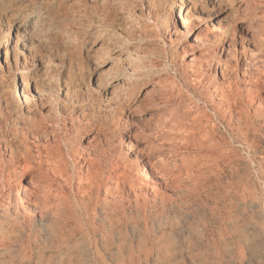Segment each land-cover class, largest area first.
Segmentation results:
<instances>
[{"label": "rangeland", "instance_id": "obj_1", "mask_svg": "<svg viewBox=\"0 0 264 264\" xmlns=\"http://www.w3.org/2000/svg\"><path fill=\"white\" fill-rule=\"evenodd\" d=\"M105 1L107 12L97 0H0V95L4 98L0 126L9 136L5 142L13 145L22 161L25 143L9 131L31 132L34 124L50 122L42 143L59 136L64 154L69 146L79 152L119 151L123 142L122 154L133 159V152L127 150L129 138L140 133L155 110L146 103L118 102L122 96L114 78L122 64L116 63V49L123 47L125 53L138 49L147 57L131 74L141 90L136 93H144L151 77L166 78V89L175 95V103L166 107L174 115L172 121L186 124L188 159L199 165L195 179L178 196L148 206L127 200L111 204L109 217L102 221L94 217L96 198L83 207L74 205L52 228L32 225L28 217L25 227L23 220L0 217V264H264V102L260 100L264 88L249 95L244 87L250 76L241 65V47L249 40L244 42L240 34L248 21L245 5L256 0H218L213 5L214 0H166L161 6L159 0ZM193 1L206 9L204 14L200 10L187 14L195 28L219 35L221 27L235 25L240 32L239 53L229 63L239 74L231 85L220 68L214 72L224 63L221 50L205 64L203 55L213 48V39L202 36L203 42L196 41V34L181 31L180 21L174 19L178 10L185 15L186 5ZM256 7L255 14L264 15V2ZM129 11L136 12L144 33L128 27ZM218 37L220 46L228 44L227 38ZM133 43L140 46L133 48ZM252 47L246 57L255 53ZM203 63L196 78L193 71ZM217 86L225 89L224 96ZM30 132L33 154L27 158V173H36L39 149ZM3 200L0 195V204Z\"/></svg>", "mask_w": 264, "mask_h": 264}, {"label": "bare ground", "instance_id": "obj_2", "mask_svg": "<svg viewBox=\"0 0 264 264\" xmlns=\"http://www.w3.org/2000/svg\"><path fill=\"white\" fill-rule=\"evenodd\" d=\"M162 1L166 0L157 1L159 6L162 5ZM197 1L190 2L186 5L184 9L185 15H181V10H178L177 15L173 13L175 17L174 19L180 21L181 27H179V29H181V31L191 30L194 32L196 34V41H200L202 36L205 37L206 41H209L210 38L211 40L213 39V48L208 47L204 53L205 56L203 55L204 59H206L205 64H207L213 56L219 52L218 49L221 50L220 56L225 55L224 63L221 65L222 67L215 68L216 71L214 70V72L217 73V70L220 68L218 72L223 74L222 76H226L228 79L226 81H228L231 85V80L234 79L236 73L239 74V72L235 73L234 70L229 67L230 60H232L233 57H237L239 53L237 48V34L239 31H237L235 25L228 24L225 29L221 27V29L218 30L219 35H216L214 31H209L208 28H206V31L199 27L195 28L194 23L189 22L191 20L188 21L187 14L190 12H193L192 14H194V12H197L198 10H200L202 14L206 12L203 5L202 7L199 6V3L201 4V2L198 3ZM97 2L104 6V8H101L104 10L106 9L107 12L109 2H106L105 0H97ZM217 2L218 0H214L212 5ZM221 2H223V0ZM260 2L264 1L256 0L253 3L251 2L252 4L250 5H245L246 9H244V11L248 21L246 25H241L242 29L240 30L242 31L241 33L239 32L242 39H244V42L245 40H249L247 44L245 43L241 47L243 48V50H241L244 55V61L241 65L245 73L250 76L249 83L244 86L249 95L264 88V54L262 57L259 55L262 54L261 52H264V15H258L254 12L256 5ZM242 5L243 4H240L238 7H242ZM174 6L175 5H172V7ZM155 7H157V4L149 8L148 16L151 15V12ZM138 14H140V12ZM178 16L179 20L177 19ZM136 17V12L129 11L126 13V18H124L126 19L128 27L133 29L135 33H144V31L142 32V29L139 27L140 23L138 22V17ZM220 35L227 38L228 44H222L220 46V42L222 40L218 37ZM128 40L131 42L130 39ZM136 42L137 41H134L135 44ZM210 43H212V41ZM137 46H134L133 48ZM251 46L254 47L255 53H252L250 57H246L249 50L248 48ZM134 51L135 49H132L131 52L125 53L123 47L116 49V52L118 53L116 56V63H122L114 78V81L119 84V87L117 88L120 91L118 92L121 93L122 96L118 99V102L126 101L128 103L127 105H130L133 101L138 102V105L146 103L151 106L153 105V109L155 111L150 115L145 125L140 123L143 126L140 133H138L136 137L131 140L129 138L127 150L133 152V159H131L128 154H122L121 150H123V142L119 151L114 149L113 152H109L110 150L104 148H92L87 151H80V153L78 149L75 150L73 146H69L68 152L64 154L62 149V138L60 139L59 136V138H55L53 136V138H55L53 140L55 145H51L53 142H50L49 139V142H45L44 144L42 143L44 142L42 137L44 135L48 136V133L50 132L49 128L52 123L49 122L46 126L34 124L31 128L36 136L35 138L38 144L36 147L39 149L38 158L40 161L38 163L36 173H27V171L30 170L26 164L27 158L31 157L33 154V150L29 143L30 135L28 132L30 131L26 132L22 130L21 133L18 131H14V133H12V131H9L12 135L14 134L15 138L25 143V155L22 156L25 164L23 165L24 162H22L23 160L21 161L19 153L14 149L13 145L10 142H5L6 138L8 139L9 136L2 131V128L4 127L0 126V195H2V197L4 196V200L0 204V217H2L5 221L11 222L13 220H23L22 227H25L27 225L25 221H27L28 217V221L32 225L34 224L40 228H52L53 222L56 220H62L66 214L72 210L74 205L83 207L87 202L92 201L94 198H96L94 217L96 219H100L99 221H102L107 218L108 208L111 204H119L127 200L136 205L142 204L148 206L150 203L154 204V202L156 203L160 200H167L172 196H178L185 190V185H188L195 179L194 171H196L195 168L199 167V165L191 159H188L190 150H188L187 146L189 144V139L187 138L186 124L179 120L172 121L174 115L168 111L169 107H166L167 105L175 103V95L172 91H168L166 89V78H164V76H160L159 74L155 77H151L150 81L145 82L144 93L140 95L136 93L139 87L138 84L133 82V76L131 74L136 70L137 65L143 61L144 57L147 56H145L146 53L143 50L138 49L135 51L136 55H132ZM1 55L2 52L0 50V58ZM7 60L8 58L5 57L4 62H7ZM218 62L220 61L218 60ZM237 62L240 64L238 60ZM142 64L145 66L143 62ZM205 64L203 63L199 68L194 69L193 74H195L196 78H199L202 73L201 68ZM111 70L113 71V69ZM112 71H110V73ZM242 75L243 77H246V75ZM226 77H224V79H226ZM208 79H210V77ZM171 85H174V83ZM226 87L227 86H225V88ZM48 88L49 90L52 89V87ZM44 89V93L48 92L47 88L46 91ZM216 89L220 91L222 96L225 95L224 88L217 86ZM51 91L53 92V90ZM2 98L3 97L0 99L2 100ZM1 100L0 102H2ZM260 100L261 102H264V98H260ZM5 113L4 115L7 116ZM46 136H44V138ZM140 143H142V146L139 145ZM141 159L145 162L142 163ZM0 228H2V225H0Z\"/></svg>", "mask_w": 264, "mask_h": 264}]
</instances>
